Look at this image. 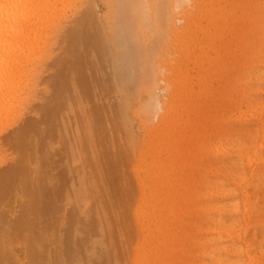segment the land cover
I'll list each match as a JSON object with an SVG mask.
<instances>
[{
	"label": "bare ground",
	"instance_id": "bare-ground-1",
	"mask_svg": "<svg viewBox=\"0 0 264 264\" xmlns=\"http://www.w3.org/2000/svg\"><path fill=\"white\" fill-rule=\"evenodd\" d=\"M102 2L105 14L101 17L100 50L112 60L110 70L123 105L151 130L157 119L166 124L161 143L152 149L154 155H160L159 161L135 169L138 199L133 219L141 239L150 240L137 247L136 252L143 258L148 255L149 264H159V250L172 243L176 250L185 249L195 257L194 261L187 258L177 264H264V0H247V8L256 15L259 25L249 27L246 20L237 30L250 49L239 70L243 93L237 98L239 102L234 100L217 107V115L226 112L227 116L220 129L222 135L215 136L212 142L211 158L203 163L207 161L203 177L208 174L203 178L204 195L202 190H193L192 178L183 181L181 173L174 171L177 144L172 138L168 142L170 121L167 109L161 107L160 98L166 87L161 88L160 82L169 79L162 66L170 62L169 48L177 40L188 43L195 32H233L234 29L194 24L207 7L231 0ZM90 8H93L92 0H0V130L23 111L33 94H41L21 128L7 138L11 143L25 142L35 132L36 140L29 141L31 154L27 155V161H21L0 178V197L3 191L11 189L13 175L20 196L27 187L35 190L32 197L23 194L27 202H21L33 207L41 205V214L34 209L36 214L28 224L23 221V214L13 219L31 233L44 218L43 207L54 205L65 184L69 187L67 175L72 165L69 162L64 173L66 181L61 182L58 176L54 177L55 167L46 163L47 158L40 164L42 176L28 182L21 171L26 165H38L36 152L40 154L48 149V146L44 149L46 144L43 147L45 136L51 131L71 81L73 60L69 48L79 39L72 32L82 20L81 13ZM46 62L49 65L45 66ZM87 117L83 121L84 137L80 140L89 129ZM88 119L91 121L88 125L94 121L102 131L97 111L94 119L91 115ZM98 162L101 170L107 167L110 182L117 180V164L109 162L106 166L100 150ZM77 182L75 195L82 198L85 181L81 178ZM31 233L30 238L34 236ZM30 243L29 247L36 246L32 240ZM170 250L164 251L168 259L165 264H175L170 263Z\"/></svg>",
	"mask_w": 264,
	"mask_h": 264
},
{
	"label": "rangeland",
	"instance_id": "rangeland-1",
	"mask_svg": "<svg viewBox=\"0 0 264 264\" xmlns=\"http://www.w3.org/2000/svg\"><path fill=\"white\" fill-rule=\"evenodd\" d=\"M92 1L93 8L81 13L82 20L72 32L79 39L69 48L73 60L71 81L50 126L51 131L48 136L44 135L46 142L43 147L46 144L44 149L47 146L48 149L40 154L36 152L38 165L30 167L25 164L21 171L28 182L31 178L40 177V164L47 158L46 163L55 167L52 170L54 177L58 176L61 182L66 181L64 173L70 162L69 187L65 184V190L61 191L54 205L47 209L43 207L45 211L42 214L46 219L41 218L35 225L36 231L31 233L22 224L13 222L14 216L23 214V221L28 224L36 214L35 210L39 213L42 206L37 204L33 207L21 202H27L24 195L32 197L35 190L27 187L24 195L20 196L16 175L10 178L11 189L3 191L0 197V264H149L148 255L143 258L136 252L137 247L150 240L141 239L133 219L138 199L135 169L159 161L160 155H154L152 149L161 143L166 124L157 119L155 128L151 130L143 125L138 115L123 105L110 70L112 60L103 55L100 48L101 17L105 8L102 0ZM247 4V0H231L207 7L194 21L195 25L234 31L220 34L214 30L202 34L195 32L188 43L177 40L169 48L172 52L168 55L170 62L162 66L169 79L165 83L160 82L161 88L166 87L160 98L161 107L167 109L170 121L168 142L172 138L177 144L174 155L178 161L174 163V171L181 173L183 181L192 178V182L195 181L193 190H202L203 195V178L208 175L203 177L207 161L203 163L211 158L212 142L215 136L222 135L220 129L227 116L226 112L217 115V107L237 101L243 93L239 70L250 49L237 35V30L244 26L246 20L249 27L259 25ZM49 62L44 65H49ZM169 69L172 71L168 72ZM31 97L23 111L0 130V178L21 161H27V155L31 154L29 141L36 140L35 132L30 133L25 142L7 141L29 117L41 94L36 92ZM96 111L102 120V131L94 121L88 125L89 122L91 124L88 117L91 115L94 119ZM85 117L89 129L85 131V138L80 140L82 135L84 137ZM206 148L209 150L205 153ZM99 150L103 152L106 166L109 162L117 164V180L110 182L107 167L105 169L104 166L103 170L98 167ZM75 154H78L77 159ZM187 171L191 173L187 174ZM81 178L85 187L82 198H78L75 185ZM19 202L22 203L20 206ZM30 233L34 235L32 238L28 235ZM30 239L35 242L36 249L29 247ZM167 249L172 252L170 263L195 258L194 254L189 255L181 248L176 250L170 243L159 250V264L168 260L164 255Z\"/></svg>",
	"mask_w": 264,
	"mask_h": 264
}]
</instances>
